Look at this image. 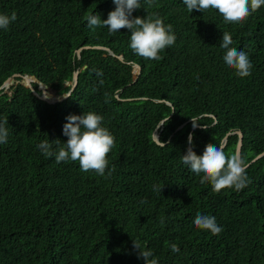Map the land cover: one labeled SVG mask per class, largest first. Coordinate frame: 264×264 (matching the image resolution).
<instances>
[{
    "label": "trees",
    "instance_id": "trees-1",
    "mask_svg": "<svg viewBox=\"0 0 264 264\" xmlns=\"http://www.w3.org/2000/svg\"><path fill=\"white\" fill-rule=\"evenodd\" d=\"M141 3L133 17L158 14L176 36L159 61L132 52L128 29L87 26L91 13L107 19L113 0H0V13L17 15L0 30L9 133L0 144V264H145L133 241L158 264H264V156L252 164L264 153V6L229 24L215 10L190 13L183 0ZM223 32L248 54L249 77L226 66ZM134 65L139 77L125 87ZM16 74L36 81L33 90L19 80L1 91ZM41 86L49 99L70 94L49 104ZM89 111L116 138L103 177L78 161L56 163V144L52 157L38 147L66 143V117ZM238 131L250 183L217 193L181 157L190 134L197 155L226 137L225 153L237 151ZM197 213L223 231L195 227Z\"/></svg>",
    "mask_w": 264,
    "mask_h": 264
},
{
    "label": "clouds",
    "instance_id": "clouds-1",
    "mask_svg": "<svg viewBox=\"0 0 264 264\" xmlns=\"http://www.w3.org/2000/svg\"><path fill=\"white\" fill-rule=\"evenodd\" d=\"M113 3L115 10L108 13L106 20L102 21L98 14L91 13L86 17L87 26L107 27L111 34H116L121 29H128L131 32L129 47L135 55L145 60H161L163 57L160 53L173 46L176 41L172 25L165 24L158 14H147L146 18L133 17V12L142 7L141 0H113ZM144 3L151 6L153 0H144ZM183 4L190 13L193 10L202 13L208 10L218 11L225 22L232 24L245 21L252 12L264 6V0H183ZM16 19L15 12L10 16L0 13V30H7ZM231 44V35L223 32L221 47L226 49L223 56L226 66L239 78L249 77L252 74L253 64L248 54L230 47ZM30 79L33 84L36 83L32 78ZM21 80L24 82L23 79ZM64 96L66 98L69 95L64 94ZM66 120L67 123L63 125V135L67 137V142L62 143L60 140L49 142L47 139L38 145L39 149L45 156L52 157V145L56 144L59 146L55 155L56 163L78 161L83 172L92 171L103 177L109 165L108 155L116 143L115 136L103 126V116L89 111L83 115H69ZM7 125V118L0 122V144L7 143L9 135ZM188 145L186 154L181 157L182 163L200 177L201 184L209 183L213 191L219 193L224 189L239 192L250 183L247 176V169L250 166L239 151L225 153L223 144L210 143L205 146L202 155H197L193 150L191 134ZM114 170L113 167L112 171ZM108 175H111V172ZM159 191L161 192V189ZM193 223L198 229L208 231L212 235H218L223 231L214 216L197 213ZM133 247L139 250L138 258H143L145 264H158V259L152 258L153 253L150 250H141L135 241ZM171 250L178 252L179 248L173 243Z\"/></svg>",
    "mask_w": 264,
    "mask_h": 264
},
{
    "label": "water",
    "instance_id": "water-1",
    "mask_svg": "<svg viewBox=\"0 0 264 264\" xmlns=\"http://www.w3.org/2000/svg\"><path fill=\"white\" fill-rule=\"evenodd\" d=\"M96 50H105V49H103V48H96ZM78 53H79V55H80L81 50H80ZM118 58H120V57H118ZM139 74H140V67L137 66V65H134V70H133V74H132L131 78H130L128 81L124 82L123 85H124L125 87H127V86H131L132 84L136 83V81H137V79H138V77H139ZM21 79L24 80V82L26 83V85H27V87H28L29 89L33 90V89H32V84H33L34 82H33L29 77L22 78L21 76H18V74H16V76H14L13 78L9 79V80L5 83V85L3 86V88L1 89V91H2V90H5V89H6V91H9L10 88L16 83V81L21 80ZM78 79H79V72L75 73V76H74V83H73V88H71V91H70V92H73V91L77 88V86H78ZM40 89L43 91V95H42L40 98H41L42 100L48 102L49 104H54V103H56V102H60V101H62V100H65V99L68 97V96H67V97L65 98V96H63V97L60 98V99H52V100H51V99H49L48 96H47L46 89L43 88V87H40ZM69 94H70V93H68L67 95H69ZM35 95H36V94H35ZM36 96H37V95H36ZM116 97H117L119 100H123V99H120V95H119V96H116ZM166 121H168V119L165 120V121H163L161 124H159L158 127H157V129H158L159 127H161L163 124H165ZM194 129H196V127H195ZM234 134H235V133H234ZM236 134H237V136H238L237 151L241 152V144H242V138H243V135H242L241 132H236ZM158 137H159V135H158V133L155 131L154 136H153V141H154L156 144H158V145H162V146H164V145H165L164 143H159V141H158ZM227 143H228V137H226V138L223 140V147H224V149L226 148ZM263 156H264V153L261 154V155H259L256 159H254V160L252 161V164H255V162H257L258 160H260ZM252 164H251V165H252Z\"/></svg>",
    "mask_w": 264,
    "mask_h": 264
},
{
    "label": "rangeland",
    "instance_id": "rangeland-1",
    "mask_svg": "<svg viewBox=\"0 0 264 264\" xmlns=\"http://www.w3.org/2000/svg\"><path fill=\"white\" fill-rule=\"evenodd\" d=\"M55 98V97H54Z\"/></svg>",
    "mask_w": 264,
    "mask_h": 264
}]
</instances>
